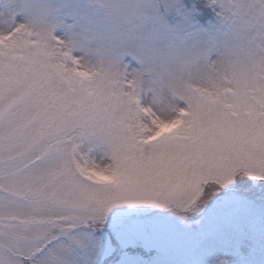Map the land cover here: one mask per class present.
<instances>
[{
	"label": "snow or ice",
	"instance_id": "1",
	"mask_svg": "<svg viewBox=\"0 0 264 264\" xmlns=\"http://www.w3.org/2000/svg\"><path fill=\"white\" fill-rule=\"evenodd\" d=\"M107 8L0 5V264H264V0Z\"/></svg>",
	"mask_w": 264,
	"mask_h": 264
},
{
	"label": "rangeland",
	"instance_id": "2",
	"mask_svg": "<svg viewBox=\"0 0 264 264\" xmlns=\"http://www.w3.org/2000/svg\"><path fill=\"white\" fill-rule=\"evenodd\" d=\"M5 2L7 0H0V5ZM28 2L56 3L77 14L75 21L72 16L62 17L63 23H77L74 33L68 32L64 27H59L57 33L73 40L78 54L84 49H102L113 43L110 13L107 8L109 0H28Z\"/></svg>",
	"mask_w": 264,
	"mask_h": 264
},
{
	"label": "trees",
	"instance_id": "3",
	"mask_svg": "<svg viewBox=\"0 0 264 264\" xmlns=\"http://www.w3.org/2000/svg\"><path fill=\"white\" fill-rule=\"evenodd\" d=\"M207 19H208V20H211V17H208Z\"/></svg>",
	"mask_w": 264,
	"mask_h": 264
}]
</instances>
